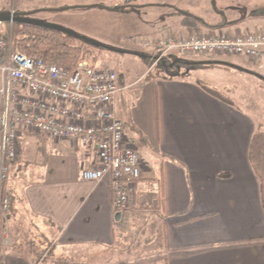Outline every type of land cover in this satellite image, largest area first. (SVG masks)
Instances as JSON below:
<instances>
[{"label":"crops","instance_id":"obj_1","mask_svg":"<svg viewBox=\"0 0 264 264\" xmlns=\"http://www.w3.org/2000/svg\"><path fill=\"white\" fill-rule=\"evenodd\" d=\"M134 1L140 3L125 0L123 8L141 11L145 4L135 8ZM163 1L148 4L155 17L150 16L145 32L151 37L166 30L186 37L264 27L240 28L264 0ZM230 13H235L231 20ZM123 80L120 74L114 111L118 118V109L125 113L128 120L120 118L125 138L142 160L126 210L113 209L107 176L81 178V171L97 162L94 145L42 135L37 139L27 132L21 136L19 158L26 151L31 157L41 152L43 158L34 168H24L16 188L35 218L52 229L54 249L67 248L54 261L99 264L72 249L97 247L113 253L105 256L111 264H127L120 254L125 246L119 245L139 217L147 218L145 231L149 224L159 231L164 264H264V213L249 160L254 122L190 70L168 79L139 76L135 85L141 83L133 91Z\"/></svg>","mask_w":264,"mask_h":264},{"label":"rangeland","instance_id":"obj_2","mask_svg":"<svg viewBox=\"0 0 264 264\" xmlns=\"http://www.w3.org/2000/svg\"><path fill=\"white\" fill-rule=\"evenodd\" d=\"M154 1L139 0L140 3L132 2L131 6L135 8H141L145 4L141 11L135 12L134 8H123L126 5L124 2L113 5L110 2L96 4L88 0H0V11H33L29 17L44 23L58 25L83 38L103 45L104 47H94L99 52L95 65L99 68L113 70L118 75L124 74L123 86L130 84L129 89L133 91L135 86L141 83L135 85L139 76L145 79L147 74L154 72L161 60L156 61L154 58L156 52H154L153 41L165 31L156 37H151L145 33L148 26L151 25L150 22H152L150 16L151 19L155 18L152 12H148L150 11L148 4ZM158 1L162 2V0ZM166 1L169 2L170 0ZM237 12L242 15L243 19L247 17L245 16L246 12L239 10ZM252 12L253 18L244 20L247 23L240 25L244 31L253 28L255 23L257 26L264 25V5ZM229 15L231 20L235 13ZM3 26L4 23L1 24L0 22V28ZM148 42L149 45L146 44ZM144 54L148 55L150 59L143 56ZM163 58L182 62L183 64L179 68L181 73L190 70V74L202 79L205 86L210 88L214 94L230 101L237 110L247 115L254 122L256 130H264V79L257 66L245 56H229L220 53L179 54L168 52L164 53ZM213 60H221L230 65L210 63ZM195 61H205L206 63L198 66L191 64ZM185 62L188 63L185 64ZM118 116L124 122L128 120L125 119L124 116L126 115L121 113L120 109H118ZM40 135L45 136L39 134L36 138L39 139L38 136ZM27 145L24 143V147ZM30 145L29 148L31 147L33 151L35 145ZM40 153L31 157L27 151L24 152L15 164H8L9 173L6 178L1 180V194H5L9 199L7 208L4 209L0 205V262L2 263L8 261L14 264V261L22 260L28 264H67L65 258L54 261L55 255H58L57 253L62 250L64 252L65 248H61L62 250L54 249L52 229L42 220L35 218L26 207L22 191L19 192V189L16 188L18 180L21 178L19 175L24 168H34L35 161L42 162L43 156ZM145 221L147 218L137 217L130 225V236L128 237L129 234L127 233L123 237L126 239L124 243L127 244L120 242L119 245V248L125 246L120 251L121 258L127 264L129 262L131 264H164L161 235L150 224L148 225V232L145 231ZM151 229H153V233L150 232ZM13 244L17 245L19 252L13 251ZM72 249L76 254L83 252L85 256L87 253L91 260L99 264H111L110 260H105V256L109 257L113 254L109 250L103 249V252H100L97 247H74ZM78 259L79 257H76L75 262ZM67 261L68 264L72 263L71 260Z\"/></svg>","mask_w":264,"mask_h":264},{"label":"built area","instance_id":"obj_3","mask_svg":"<svg viewBox=\"0 0 264 264\" xmlns=\"http://www.w3.org/2000/svg\"><path fill=\"white\" fill-rule=\"evenodd\" d=\"M153 42L156 61L168 52L245 56L264 79V27L186 37L167 30ZM118 91L119 75L113 70L91 65L88 59L72 69L48 64L40 55L15 49L11 33L0 35V183L9 173L8 164L19 158L24 132L75 140L96 148L97 162L84 168L81 178L98 181L107 176L113 209L126 210L142 160L136 147L126 140L123 122L114 111ZM0 205L4 209L8 206L1 190Z\"/></svg>","mask_w":264,"mask_h":264},{"label":"trees","instance_id":"obj_4","mask_svg":"<svg viewBox=\"0 0 264 264\" xmlns=\"http://www.w3.org/2000/svg\"><path fill=\"white\" fill-rule=\"evenodd\" d=\"M179 11L182 10L179 9ZM15 12L20 15L30 16L33 11ZM3 23V28H0V35L7 36L11 33L12 45L15 49L30 55H40L48 64L56 63L69 69L74 68L83 59H88L91 65H95L99 52L94 47H104L55 24L44 22L32 24L17 21L12 23L9 21L1 22V24ZM143 56L149 58L146 54ZM205 63V61L191 62V64L196 66L204 65ZM210 63L230 65L221 60H213ZM181 64L183 63L179 61L174 62L171 59L162 58L154 72L147 74L145 78L162 77L168 79L183 76L185 73L179 71ZM249 160L258 180L260 204L264 213V130H256L252 135ZM13 251L19 252L16 244H13Z\"/></svg>","mask_w":264,"mask_h":264},{"label":"water","instance_id":"obj_5","mask_svg":"<svg viewBox=\"0 0 264 264\" xmlns=\"http://www.w3.org/2000/svg\"><path fill=\"white\" fill-rule=\"evenodd\" d=\"M9 21L12 23L13 21L22 22V23H43L42 21H39L33 17L24 16L18 14V12H13L11 10L9 11H0V22Z\"/></svg>","mask_w":264,"mask_h":264}]
</instances>
